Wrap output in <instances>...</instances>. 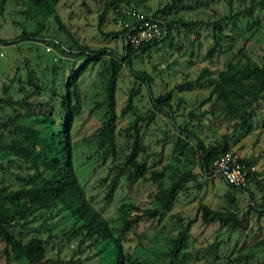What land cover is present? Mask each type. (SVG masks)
<instances>
[{
  "label": "rangeland",
  "instance_id": "rangeland-1",
  "mask_svg": "<svg viewBox=\"0 0 264 264\" xmlns=\"http://www.w3.org/2000/svg\"><path fill=\"white\" fill-rule=\"evenodd\" d=\"M106 1L109 0H57L54 8L62 29L46 20L42 27H37L41 35L38 40H17L13 44L8 42L19 34L21 27L12 23H21L29 31L36 29V26L34 27L35 20L18 12L24 9L19 2H6L0 15V40L4 41L0 42V98L10 95L14 104L0 105V130L11 129V124L4 119L12 115L17 116V120L24 125L43 129L42 124L34 122V115L48 113L52 102L54 107L56 105L54 97L51 101L48 100L47 87H52L49 84L51 69L68 66L73 58L58 51H64L66 47L63 45L66 43L63 31H67L78 44L90 50L105 47L120 54L122 41L114 34L117 31L114 25L116 16L130 7L146 14L162 10L158 13L172 19L181 18L195 22L196 31L175 27L177 31H172L170 38L157 48L145 51L139 59L131 56L129 59L132 68L142 70L151 77L150 89L153 96L171 91L172 109L179 99L177 109L170 114L175 123H181L183 116L193 112L196 117L190 119L191 125L197 132L200 130L199 135L205 142L214 141L222 135L229 137V151L251 162L252 172L255 173L254 181L258 183L250 181L247 186L253 199L258 201L260 194L264 193V96L259 101L253 119L246 123L248 128L244 124H236L233 128L232 123L227 124L222 120L217 110L213 114L207 113L210 102L201 103L210 90L208 84L188 91H180L175 87L192 81L203 67H207L212 72L211 76L215 77V73L239 49L255 64H264V7L252 8L258 18L259 30L246 38L247 32H242L246 19L243 9L249 6V0H187L176 9L167 7L173 0H118V5L109 9L102 22L98 23L97 17ZM235 12L240 14L231 15L236 21L234 26L230 21L222 24L225 36L221 39V47L208 57L206 50L212 41L210 28L203 22L215 21L221 15ZM36 18L40 19V16ZM52 39L61 43L58 44V49L45 44ZM104 58L106 57L100 59ZM73 59L77 63L82 60ZM101 70V62L98 60L88 65L78 80L79 113L73 118L70 128V140L77 160L75 174L89 205L117 234L122 225L120 217L131 218L135 214L127 206L120 207L121 204L136 205L141 209L150 207L152 194L157 186V181L153 182L151 179L152 172L157 173L164 169V177L159 182L164 187L169 185L176 172L186 169L196 173V181L200 183L198 186L194 182L187 183L175 197L170 210L162 212L152 221L137 212L142 218L118 238L123 244L125 257H136L139 264H163L158 258L161 250L165 248L162 237L175 233V219L185 223L195 217L197 205L202 203L213 210L236 211L238 217H243L242 228L228 231L227 227H221L217 223H202L196 218L188 229L185 247L177 259V264H256L264 259V246L260 242L264 238V214L260 217L251 212L244 214L248 202L247 193L227 188L216 175L202 173L190 154L174 161L171 148L176 133L168 122L169 116L162 113L154 112L148 123L138 122L143 150L138 154L137 160L145 159L147 171L144 176L134 182L125 180L124 175L121 176L111 200L106 202L103 199L108 178L105 181L101 179L114 174L113 164L122 161L123 154L130 147L131 131L128 128L132 114L128 111L120 115L119 111L128 93L135 90L139 83L131 72L122 69L115 92V156L110 153L105 155L102 148H96L92 136L105 118L102 88L99 84L101 78L98 74ZM31 84L41 87L33 88ZM146 92L142 84L139 93L133 97L135 114L144 116L148 113ZM199 112H203V115L197 116ZM19 163L13 156H0V179L13 188L19 185L17 179L27 171ZM71 224L72 219L65 211L52 207L31 215L25 226L16 227L12 232L22 241L31 236L43 239L45 257L41 264H97L88 240L79 242V236L70 238L65 235L70 231ZM213 242L218 244L216 255L211 258L204 251ZM3 249L4 246L0 243V264H25L21 259H13L9 253L4 254Z\"/></svg>",
  "mask_w": 264,
  "mask_h": 264
},
{
  "label": "trees",
  "instance_id": "trees-1",
  "mask_svg": "<svg viewBox=\"0 0 264 264\" xmlns=\"http://www.w3.org/2000/svg\"><path fill=\"white\" fill-rule=\"evenodd\" d=\"M7 1L19 2L24 9L18 12L29 19L35 20L34 27L36 26V29L29 31L21 23H12L21 27V30L14 39L9 40V44H13L17 40H38L41 35L37 27H42V23L46 20L56 24L58 29H62L54 8L57 0H0V15ZM117 1L109 0L104 3L97 17L98 23L102 22L109 9L118 5ZM185 1L187 0H173L167 7L168 9H176L179 4H183ZM253 7L262 9L264 0H249V6L243 9L246 19L242 25V32H247L246 38L259 30L258 18L252 10ZM130 8L136 9L134 7ZM158 12H162V10L144 14L161 21L164 35L159 39L142 43L137 48L131 49L122 40L126 31L117 29L114 34L118 35L122 41L120 54L105 47L90 50L86 46L78 44L67 31H63L62 34H64L66 42L63 44L66 45L65 52L61 49L58 51L65 56L82 58V60L77 63L72 58L68 66L52 67L51 81L49 82L52 87H47V91L49 93L48 100L51 101L54 97L56 105L54 107L52 102L49 105L48 113L42 112V114L34 115V122L42 124L43 129L39 130L32 127V125L22 124L15 115L5 117L4 121L11 124V129L5 130L3 128L0 130V156L15 157L20 161L19 165L25 166L27 171L17 179L19 185L15 188L10 187L5 182L3 183L0 179V243L4 246L2 251L4 254L9 253L13 259H21L25 264H41L45 257L43 239L39 236H31L22 241L13 234L12 230L16 227L25 226L29 217L38 211L57 207L59 210L65 211L72 219L70 231H67L65 235L70 238L79 236V242L88 240L97 264H139L136 257L132 259L125 257L123 244L118 239L142 218L139 217L140 215L137 212L152 221L156 216H160L162 212L170 210L175 197L187 183L194 182L197 186L200 185L196 181V173L192 172L191 169L176 172L169 185L165 187L159 184L164 177V169L157 173L152 172L151 179L153 182L157 181V186L152 194L150 207L141 209L136 205L121 204L120 207L127 206L135 214L131 218L120 217L122 225L118 228L117 234L108 225L107 221L89 205L84 198V192L75 174L77 160L70 140V128L73 118L79 113L77 82L87 66L98 62V60H100L102 67L98 74L101 78L99 84L102 88L105 118L92 136L96 148H102L105 155L110 153L111 156H115L113 139V126L117 117L115 92L122 69L131 72L139 83L136 85L135 90L128 93L125 103L119 111L120 115L128 111L132 114L128 128L131 131L129 136L130 147L129 151L123 154L122 161L113 164L114 174L111 177L106 175L101 179V181H105L108 178L106 191L103 195L106 202L111 200L121 176L124 175L125 180L134 182L136 179L143 177V174L147 171L145 159L137 160L138 154L143 150L138 122H150L154 112L169 116L168 122L176 133L171 148L174 161L177 162L180 157L186 158L190 154L191 157L195 158L202 173L218 176L212 170V161L220 154L229 151V137L222 135L214 141L205 142L199 135L200 130L198 129L199 132H197L191 125L190 119L196 117L193 112H188L187 115L183 116L181 123H175L170 114L177 109L179 99L174 103L175 108L172 109L171 91L168 90L153 96L150 89L151 77L142 70L137 71L132 68L129 59L131 56L134 59H139L145 51L157 48L167 38H170L172 31H177L175 27L196 31L194 29L195 22L182 20L181 18L172 19V17H167ZM164 14L166 13L164 12ZM239 14L238 12L224 14L215 21L203 22L204 25L206 24L210 28L212 41L206 50L208 57L212 56L221 47V39L225 36L223 35L222 24L230 21L231 25L234 26L236 21L231 15L236 16ZM37 16H40V19L36 18ZM0 42L4 41L0 40ZM45 44L55 49H58L57 47L61 45L59 41L53 39ZM26 47H29V45ZM101 57L106 58L100 59ZM211 73L207 67H203L192 81L177 85L175 88L180 91H188L208 84L210 90L201 101V103L210 102L207 113L213 114V111L217 110L222 120L227 124L232 123L233 128L236 124H244L243 126L248 128L246 123L253 119L259 101L264 96V64H255L239 49L232 56V59L230 58L224 67L215 73V77L211 76ZM26 84L29 86L27 80ZM142 84L147 90L148 101V109L146 110L148 113L144 116L134 113V104L132 103L133 97L139 93ZM32 86L33 88L41 87L38 85ZM0 103V105L11 106L14 101H12L10 95H6V97L0 98ZM201 115H203V112L197 114V116ZM237 120H239V123H237ZM5 139L7 142H5ZM239 161L245 167L251 165V162L247 159L239 158ZM254 179L255 173L252 172L248 173L247 183L243 186H232L226 183L224 185L229 189L247 193L248 202L244 214L251 212L256 217H260L264 214V193L260 194L258 201H255L247 186L250 181L255 184L258 183ZM196 211L195 217L185 223L175 219L174 221L177 222L175 233L162 237L165 248L161 250L158 258L163 261V264H177V259L181 256L185 247L188 229L196 221V218H199L202 223H217L221 227H227L228 231L242 228L243 217H238L236 211L213 210L202 203H198ZM260 242L264 246V238ZM217 244L218 242H213L208 245L204 253L213 258L216 255ZM256 264H264V259Z\"/></svg>",
  "mask_w": 264,
  "mask_h": 264
},
{
  "label": "built area",
  "instance_id": "built-area-1",
  "mask_svg": "<svg viewBox=\"0 0 264 264\" xmlns=\"http://www.w3.org/2000/svg\"><path fill=\"white\" fill-rule=\"evenodd\" d=\"M114 25L117 29L126 31L122 40L131 49L164 35L160 20L153 19L140 10L132 8L121 11L115 18ZM212 170L214 174L221 177L224 183L243 186L247 183L248 173H252L253 167H245L235 153L227 151L212 161Z\"/></svg>",
  "mask_w": 264,
  "mask_h": 264
}]
</instances>
